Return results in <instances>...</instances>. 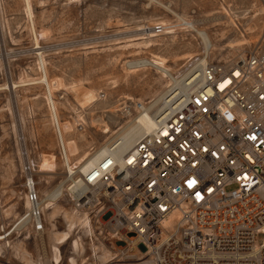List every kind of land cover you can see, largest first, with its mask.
I'll list each match as a JSON object with an SVG mask.
<instances>
[{
    "label": "built area",
    "instance_id": "obj_1",
    "mask_svg": "<svg viewBox=\"0 0 264 264\" xmlns=\"http://www.w3.org/2000/svg\"><path fill=\"white\" fill-rule=\"evenodd\" d=\"M148 2L166 8L168 1ZM196 25L192 16H177L147 29L160 35ZM171 77L155 99L120 102L125 126L139 130L132 145L118 156L115 133L96 165L67 166L49 199L41 192L37 157L20 131L21 185L29 206L11 223L0 216V241L43 237L47 201L68 199L104 220L111 238L142 245L145 263L264 264V50L227 61L207 54ZM144 115L148 125L140 121ZM173 212L178 216L165 224Z\"/></svg>",
    "mask_w": 264,
    "mask_h": 264
},
{
    "label": "rangeland",
    "instance_id": "obj_2",
    "mask_svg": "<svg viewBox=\"0 0 264 264\" xmlns=\"http://www.w3.org/2000/svg\"><path fill=\"white\" fill-rule=\"evenodd\" d=\"M166 1L169 5L165 3V8L149 3L148 0H66L64 3L47 0L48 3L44 6L39 4L41 0H33L41 45V49L36 50L46 54L50 80L57 89V97L61 103V122L71 127L72 119L77 114L73 109L77 107L74 95L65 93L72 84L83 83L89 88L97 89L101 95L95 105L83 111L86 122L79 123L74 133L76 139L72 138L81 147L75 156V165H80L82 156L93 154L113 136L112 133L103 132V125L97 118L107 121L114 129L125 125L120 106L122 100L143 99L148 102L155 99L166 87L167 79L163 80L157 70L150 66L126 77L125 70L129 69L126 62L147 59L152 53H157L167 57L170 64L175 69L180 68L182 72L204 57L203 40L194 30L158 34V45L140 50V45L134 43L142 42L149 33H154L147 29L149 24L171 20L177 17L176 14L192 16L196 21V28L207 32L218 46L210 53L212 60H231L239 53L253 48L264 50V0ZM3 13L6 24L2 26L0 19V84L10 83L21 74H36V50L27 29L23 1L3 0ZM230 15L234 20L230 19ZM191 52L197 55L190 62L187 63L186 59L174 61L175 56ZM185 63L186 66L182 67ZM28 88L22 87L18 92V98L22 101L21 108L23 107L27 119L25 142L34 157H37L38 171L58 172L57 177L50 179L48 185H41L42 190L46 187L51 189L64 176L60 145L55 129L50 124L48 108L42 94L44 87L32 85ZM9 95L11 96L9 90L0 91V109L7 103ZM14 95L16 98V94ZM13 116L9 111L0 112V195L5 204L2 210L17 201L15 210L20 214L25 207L19 195L9 203L12 191L18 194L24 192L21 185V159L12 131ZM80 125L83 129L79 128ZM39 155H43L40 162ZM12 172L14 182L9 183L6 177ZM235 187L233 185L228 189ZM59 203L64 208L74 207L68 199ZM49 212L46 210L47 215ZM14 219L15 216L7 218V221L11 223ZM46 220L48 229L43 237L22 234L14 238V241L24 239L25 248L40 264H52L48 258L51 224L48 217ZM93 221H96L99 232L103 233L101 239L116 256L112 263L149 264L145 263L146 253L137 242L128 244L116 241L117 237L111 238L112 233L104 220L94 217ZM56 225L59 229L63 228L61 218L56 219ZM71 249L70 241L61 246L63 259L59 264H68ZM132 254H136V257ZM0 264L23 263L9 257V253L5 252L0 257Z\"/></svg>",
    "mask_w": 264,
    "mask_h": 264
},
{
    "label": "bare ground",
    "instance_id": "obj_3",
    "mask_svg": "<svg viewBox=\"0 0 264 264\" xmlns=\"http://www.w3.org/2000/svg\"><path fill=\"white\" fill-rule=\"evenodd\" d=\"M22 1H23V10L26 15L27 22H28L27 29L32 36L33 44L35 45V50L41 49L40 35L38 32L37 24L35 20L36 15H35V10H34L33 0H22ZM70 1H77V0H70ZM46 2L47 0L45 1L41 0V3L39 2V4L44 6ZM226 12L228 15V11ZM176 15L178 17H184L178 14ZM0 19L2 23L1 25L5 26L6 21L4 19V13H3V0H0ZM230 19L234 20L233 16H231ZM161 22H167V21L164 20ZM194 31L197 32L198 35H200L203 40L204 57H202V59H199V60H204L205 56L207 54L211 55L210 53L211 52L213 53V51L216 50L218 46L211 39V37L208 35L207 32L198 30L196 27ZM157 36L158 34L149 33L148 37H146L142 42H138L134 44L140 45V48H141L140 50L149 49L153 46L158 45L157 39H156ZM35 55H36V60H35L36 61V69H35L36 72L35 73L36 74L35 75L29 74V73L21 74L16 80H13L10 83L5 82L3 84H0V91L9 90L11 93V96L9 95L10 97L8 98L7 103L0 109V112L9 111L12 113V115L15 116V117L13 116L14 120H13L12 131L16 138V142L18 144V153L20 154V159H21L22 144L21 142H19V134H20V131L27 133L26 132L27 131V122H26L27 119L25 116V112L22 110L23 107L21 108L22 101L18 98V92L20 88L22 87H26L27 89L28 86H32V85L43 86L44 91L42 94H43V97L45 99V102L48 108L50 124L55 129L59 145L61 146V144H63L65 148L66 154L65 156L62 155L61 163L66 170L67 166L68 167L77 166L75 165V156L79 152V149L81 147H78L76 145L77 141L73 140L72 138H74L75 136L74 133L77 130V126L79 125V123L86 122L83 116V111L95 105L101 95L97 89L89 88L83 83H75V84H72L70 87H68L65 90V93H72L74 95L77 107L75 108L72 107V108L76 111L77 114L72 119L71 127L69 125L63 124L61 122V117L59 113V108H60L61 103L59 101V98L57 97V89L54 87V85L52 84L50 80V75L48 71V60L46 58V54L44 51L36 50ZM196 55L197 54L195 53L192 54L191 52V53H188L187 55L184 54L182 56H175L174 61L176 62V61L186 59L188 63L192 59H194ZM130 61L131 60L126 62V65H128L129 67V69L125 70L126 77L137 73L142 68H146V66L148 65H151L156 68L157 72L160 74L162 79L163 78L167 79L166 84H165L166 87L171 84V81H172L171 75L182 76L193 65L192 64L188 69L181 72L180 68L175 69V67H173L170 64V60L167 57L161 54H157V53H152L149 58L147 59L144 58V60L139 61L141 63L140 66L130 67L129 66ZM184 66H186V63L182 65V67ZM14 94H16V98ZM140 101L145 102V100L143 99H140ZM93 117L95 118V116ZM96 120L99 121V123L103 125L102 128H103L104 133L106 134L112 133V135H114L115 133L117 134L118 137L114 141V143L120 142V144L117 147L118 149L116 151V154L118 156L132 145L134 138L139 131L138 127L135 124H129L126 126L122 124L121 126H117L114 129L107 123V121H104L103 119H98V118ZM150 120L151 119L148 115H144L140 119V121L146 125L150 123ZM25 137L27 140L26 135ZM108 150H109L108 142H106L93 154H88L89 156L88 155L82 156L80 159L81 164L78 166L80 168H84L85 170L93 167L108 152ZM42 160H43V155H39L38 161L40 162ZM54 165L57 166L56 163H54ZM7 167L8 169H10L9 165ZM6 171L8 172L9 170H6ZM38 172L40 175V183L41 184L46 183L47 185L49 184L50 179L53 180L57 177L56 175L58 173L56 171H38ZM12 174L13 172L8 174L9 175L8 177L5 176L6 181H8L9 183L14 182V176ZM5 192L6 191L4 190V193ZM41 192L44 195V197L49 199V197L55 196V194L58 191L57 190L54 191V189L52 188L50 189L46 187L43 190L41 189ZM17 195H19V199L23 200L24 207L27 208L29 206V201L24 192L21 194L20 193L18 194L15 191H12V196H11L9 203L16 200ZM16 204H17V201L9 205L5 210H2L5 204L2 202L1 195H0V216L5 219L11 218L13 216H15L16 218L19 215L15 210L16 206L18 205ZM45 209L50 211L48 215L46 212L45 214H46V218L48 217L49 222L51 224V230L49 231V239H50V246H49L50 255L49 256L50 257L48 258L51 259L52 264H59L62 261L63 258H62L61 246L69 241H70V245L72 248L71 249L72 254L68 257V264H110L115 260L114 258L116 256L106 246V244L104 243V240L101 239V234L103 233L102 231L99 232L98 230L97 224L95 223L97 220L95 222L93 221V218L96 217L97 214L95 216H92L89 208L80 209L75 206L70 207V208H64L59 203V201H54L52 199V200L47 201L45 205ZM100 210L101 209L99 205L98 213ZM177 216H178V213L173 212L170 215V217L166 220L165 224H171ZM57 218H61L63 221L62 229H59L56 225ZM140 247H142V245H140ZM5 252L9 253V257L11 256L13 257V259L15 258L16 260H19L23 264H40L39 260H35L32 257V254L25 248L24 239H18L13 242H9L8 244L6 242L0 241V257ZM141 259L142 258H138V260H141ZM112 264H115V263H112Z\"/></svg>",
    "mask_w": 264,
    "mask_h": 264
},
{
    "label": "snow or ice",
    "instance_id": "obj_4",
    "mask_svg": "<svg viewBox=\"0 0 264 264\" xmlns=\"http://www.w3.org/2000/svg\"><path fill=\"white\" fill-rule=\"evenodd\" d=\"M253 139H255V137H253ZM194 183V181H190L189 185L191 186Z\"/></svg>",
    "mask_w": 264,
    "mask_h": 264
}]
</instances>
